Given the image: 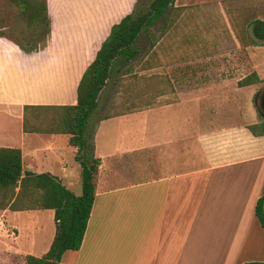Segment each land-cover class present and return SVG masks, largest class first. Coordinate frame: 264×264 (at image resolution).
<instances>
[{
  "label": "crops",
  "instance_id": "1",
  "mask_svg": "<svg viewBox=\"0 0 264 264\" xmlns=\"http://www.w3.org/2000/svg\"><path fill=\"white\" fill-rule=\"evenodd\" d=\"M136 2L48 0L52 33L43 50L28 54L0 38V146L17 142L24 171L50 172L70 190L75 183L82 188V167L73 172L63 159L70 148L76 159L69 135L26 131L24 106L76 104L84 72ZM153 64L149 70L158 69ZM160 81L146 86L144 109L99 119L95 202L82 247L66 251L60 264L264 262V228L256 215L264 195V135L248 128L264 119L243 96L256 84L239 85L223 100L221 79L202 86L181 70ZM9 211L0 209V218ZM5 228L0 220L2 245ZM218 252L225 255L212 259ZM26 255L18 246L0 248L1 262L17 256L26 264Z\"/></svg>",
  "mask_w": 264,
  "mask_h": 264
},
{
  "label": "trees",
  "instance_id": "2",
  "mask_svg": "<svg viewBox=\"0 0 264 264\" xmlns=\"http://www.w3.org/2000/svg\"><path fill=\"white\" fill-rule=\"evenodd\" d=\"M13 1L27 19L28 27L33 33L24 40L6 37L25 53L43 50L52 33L48 0ZM146 1L137 0L133 11L112 26L96 58L83 74L76 104L24 106L26 131L69 135V144L77 148L76 160L82 167L80 195L67 188L50 172L24 171L21 149L0 146V209L55 212L56 232L50 249L42 257L26 255V264H59L66 251L82 247L96 197L95 176L102 163L94 154L92 125L100 110L102 94L116 74L130 71L135 61L141 59L143 35L150 40L151 48L156 46L159 36L154 27L163 22L168 30L174 13L184 9L176 4V0ZM251 27L258 40L264 39L263 20L252 21ZM263 81L257 72H252L240 80L239 85L247 86ZM49 112H54L50 119L46 118ZM248 128L255 135H264V120L250 124ZM256 215L264 228V195L257 201Z\"/></svg>",
  "mask_w": 264,
  "mask_h": 264
},
{
  "label": "rangeland",
  "instance_id": "3",
  "mask_svg": "<svg viewBox=\"0 0 264 264\" xmlns=\"http://www.w3.org/2000/svg\"><path fill=\"white\" fill-rule=\"evenodd\" d=\"M176 4H187L188 7L174 13L168 30L163 22L154 27L159 36L158 44L151 48L150 40L143 35L141 59L134 62L130 71L116 74L109 82L100 100V110L92 121L94 133L99 119L105 115L144 109L146 86H154L162 79L167 80L169 75L174 78L181 70L186 75L198 76L199 81L195 84L202 86L211 80L221 79L222 85L217 93L223 100L227 94H234L236 87H240L238 81L241 77L253 71L264 73V39L258 40L251 27V22L256 19L264 21V0H176ZM31 33L33 31L29 29L27 19L22 16L17 4L13 0H0V38L24 40ZM153 62V67L158 69L149 70L152 67L148 66ZM162 71L170 73L160 75ZM152 73L159 76L147 77ZM193 83L190 80L188 85ZM250 88L248 95L243 96H247L249 106L255 108L254 98L264 88V81ZM149 98L152 101L154 99V103L162 102L157 101L161 100L157 96ZM53 114L49 112L46 118L50 119ZM2 116L6 118L9 115L4 113ZM11 121L17 126L18 119ZM13 136L18 138L17 134ZM31 141L34 143L33 138ZM13 143L10 145L17 147V142ZM36 147L40 146L33 145L32 149ZM63 159L68 162L71 171L81 172L74 149H68ZM70 187L76 194L82 193L79 183ZM0 220L6 224L2 232L6 242L0 244V248L17 250L18 246L22 252L38 257L50 249L56 230L54 211H9ZM224 255L213 253L212 259L220 260ZM14 258V263L0 261V264H21V258Z\"/></svg>",
  "mask_w": 264,
  "mask_h": 264
},
{
  "label": "water",
  "instance_id": "4",
  "mask_svg": "<svg viewBox=\"0 0 264 264\" xmlns=\"http://www.w3.org/2000/svg\"><path fill=\"white\" fill-rule=\"evenodd\" d=\"M254 103L259 114L264 119V88L257 92L254 98Z\"/></svg>",
  "mask_w": 264,
  "mask_h": 264
}]
</instances>
